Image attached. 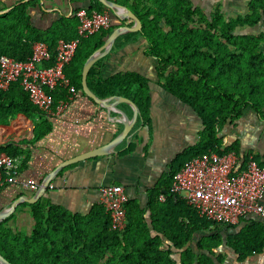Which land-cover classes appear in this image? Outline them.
Segmentation results:
<instances>
[{
	"label": "trees",
	"instance_id": "trees-1",
	"mask_svg": "<svg viewBox=\"0 0 264 264\" xmlns=\"http://www.w3.org/2000/svg\"><path fill=\"white\" fill-rule=\"evenodd\" d=\"M115 1L128 7L142 25L139 31L122 36L138 34L145 39L144 52L156 60L159 85L189 105L202 121L199 141L173 162L178 165L171 169L170 180L185 160L203 153L234 151L245 161L248 156L239 154L238 142L224 146L218 134L247 109L264 121V0H248L246 12L236 15L218 6L206 11L191 0ZM34 2H18L0 12V54L26 60L35 41H45L53 52L59 38L75 37V11L39 29L31 25L28 13ZM88 8L108 10L113 19L107 29L85 37L86 42L83 38L65 65L66 77L78 90L86 58L117 26L133 23L131 18L118 20L99 0H91ZM122 36L115 39L116 47L123 45ZM105 57L90 67L88 86L100 98L116 94L129 98L149 125V79L134 71L101 77L99 68ZM50 94L55 106L66 98L67 90L57 86ZM40 112L18 83L0 90L1 128ZM0 152L19 155L11 144L0 145ZM252 157L264 165V154ZM160 194L149 190L146 207L128 199L126 226L120 232L111 229L110 217L101 205L80 215L39 199L28 204L34 221L29 234L0 223V253L12 264H223L219 247L232 250L239 260L264 251L262 223L253 220L227 233L225 229L232 226L200 217L179 196L166 194L161 202ZM93 218L100 219L95 230L89 227Z\"/></svg>",
	"mask_w": 264,
	"mask_h": 264
},
{
	"label": "crops",
	"instance_id": "crops-1",
	"mask_svg": "<svg viewBox=\"0 0 264 264\" xmlns=\"http://www.w3.org/2000/svg\"><path fill=\"white\" fill-rule=\"evenodd\" d=\"M24 1L28 0H0V12ZM33 1L34 4L28 8L31 25L46 29L61 15L69 16L79 7H88L91 0ZM191 1L206 11L218 6L229 15L245 13L248 2ZM119 42L123 45L116 47L114 40L107 56H104L99 73L106 78L117 72L134 71L148 78L150 124H144L140 113L135 117L133 106L129 103L113 98L122 95L100 98L88 86L103 102H96L82 90L76 89L68 105L60 112L51 115L40 112L14 119L7 129L0 127V145L11 144L12 148L18 150L21 159L18 183L0 187V212H7L0 223H5V227L26 234L32 231L34 221L28 205L32 203L21 201L16 204V200L18 197L33 198L42 182L50 175L52 177L48 186L34 202L40 199L44 204L59 206L73 214L86 215L92 207L100 205L98 188L103 184H121L128 199L137 201L141 207H146L148 203L149 190L157 189L161 194H167L171 182L169 174L178 165L173 166V162L179 154L199 141L202 121L189 105L159 85L156 60L145 54L146 41L142 36H122ZM123 122L130 128L127 137L118 140L105 154L64 163L75 156L98 149L119 136L124 128ZM218 135L224 146L238 142L241 156L264 154V121L259 120L249 109L235 124H226ZM240 160H243L242 157ZM59 165L60 168L57 167ZM28 179L40 185L37 188L23 187L21 182ZM94 219L89 224L93 230L100 221ZM253 220L264 225L263 218L252 214L232 227L238 231ZM218 249L217 252L224 254L223 264L228 258L224 253L226 250L235 256L236 263L240 261L232 250L226 247L220 251ZM263 254L264 251L254 253L241 262L262 264L263 257H257Z\"/></svg>",
	"mask_w": 264,
	"mask_h": 264
},
{
	"label": "built area",
	"instance_id": "built-area-1",
	"mask_svg": "<svg viewBox=\"0 0 264 264\" xmlns=\"http://www.w3.org/2000/svg\"><path fill=\"white\" fill-rule=\"evenodd\" d=\"M76 35L70 40L59 38L54 51L42 40L32 43L26 60L0 54V90L6 91L18 83L29 100L44 114L63 110L76 89L64 73L81 40L101 29H107L113 19L108 10L79 7ZM57 86L67 90L66 99L53 106L50 91ZM38 119V118H36ZM21 159L0 152V187L18 183ZM23 187L37 188L40 184L28 179ZM99 204L110 217L111 229L122 231L126 226L128 195L121 184L100 185ZM167 194L181 197L200 217L229 226L239 225L252 214L264 219V165L252 155L243 161L234 151L208 152L185 160L172 175ZM158 200L164 202L166 194Z\"/></svg>",
	"mask_w": 264,
	"mask_h": 264
},
{
	"label": "water",
	"instance_id": "water-1",
	"mask_svg": "<svg viewBox=\"0 0 264 264\" xmlns=\"http://www.w3.org/2000/svg\"><path fill=\"white\" fill-rule=\"evenodd\" d=\"M106 8H108L109 10H111V12L114 14V16L118 19V20H123L126 18H131L133 20L132 25L128 26V25H119L117 26L115 29H113V31L105 38L103 44L101 46H99L97 49H95L85 60L83 66H82V71H81V90L82 92L92 98L93 100H95L96 102H103V99L98 98L88 87L87 84V74L88 71L90 69V67L100 58L104 57L111 49L114 40L121 34L126 33V32H136L139 31L141 29V21L140 19L126 6H123L121 4H119L118 2L114 1V0H99ZM114 100L117 99H121L122 102H127L129 103L131 106H133L134 109V116L136 117L137 114H139V112L137 111V106L128 98L122 97V96H113ZM107 106V105H106ZM124 123V128L122 130V133L117 136L116 138H114L113 140H111L110 142H108L107 144H105L104 146L92 150L90 152H87L85 154L79 155V156H75L71 161L69 162H64L65 164L70 163V162H74L77 160H81V159H85L88 157H94L96 155H103L107 152V149L116 145L117 141L120 139H123L125 137H127V134L130 130L129 126ZM106 150V151H105ZM63 165V164H61ZM61 165L57 166L58 168L61 167ZM55 167V169L57 168ZM53 169V170H55ZM51 175L46 178L42 184L40 185L37 193L34 195L33 198H28V197H18V199L16 200V204L21 202V201H25L28 203H33L36 198H38L46 189V187L48 186L50 180H51ZM7 214L6 211L0 212V219H2L3 217H5ZM0 264H12L10 263L1 253H0Z\"/></svg>",
	"mask_w": 264,
	"mask_h": 264
},
{
	"label": "rangeland",
	"instance_id": "rangeland-1",
	"mask_svg": "<svg viewBox=\"0 0 264 264\" xmlns=\"http://www.w3.org/2000/svg\"><path fill=\"white\" fill-rule=\"evenodd\" d=\"M241 14V13H240ZM257 29V28H256ZM86 41H88V38H85L84 39V42H86ZM182 155V153L181 154H179V156L176 158V160L177 159H181V156ZM235 231H237L236 229H234L233 227L231 228V229H228L226 232L227 233H232V232H235ZM222 248H224V247H220L219 249H218V251H220ZM224 253H225V255L228 257L225 261V264H254V263H247V262H244V263H242L241 261L242 260H240L239 262H237L236 263V259H235V256H232V255H230V251L229 250H226V251H224ZM228 254H229V256H228ZM263 257V259H264V254L262 255V256H259V257H257V258H262ZM256 258V259H257ZM262 264H264V263H262Z\"/></svg>",
	"mask_w": 264,
	"mask_h": 264
}]
</instances>
